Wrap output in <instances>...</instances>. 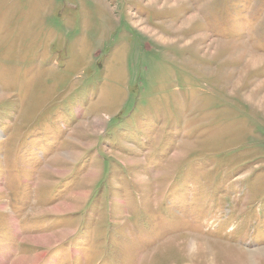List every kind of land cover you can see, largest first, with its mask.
Masks as SVG:
<instances>
[{"label": "rangeland", "instance_id": "rangeland-1", "mask_svg": "<svg viewBox=\"0 0 264 264\" xmlns=\"http://www.w3.org/2000/svg\"><path fill=\"white\" fill-rule=\"evenodd\" d=\"M0 264H264V0H0Z\"/></svg>", "mask_w": 264, "mask_h": 264}, {"label": "crops", "instance_id": "crops-1", "mask_svg": "<svg viewBox=\"0 0 264 264\" xmlns=\"http://www.w3.org/2000/svg\"><path fill=\"white\" fill-rule=\"evenodd\" d=\"M20 250H22V248H19ZM7 250V248H3V251H6Z\"/></svg>", "mask_w": 264, "mask_h": 264}]
</instances>
